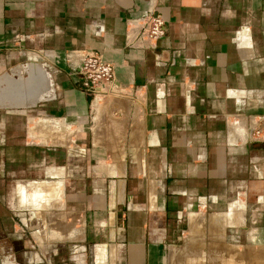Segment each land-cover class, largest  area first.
Returning <instances> with one entry per match:
<instances>
[{"label":"crops","instance_id":"0c3cea01","mask_svg":"<svg viewBox=\"0 0 264 264\" xmlns=\"http://www.w3.org/2000/svg\"><path fill=\"white\" fill-rule=\"evenodd\" d=\"M151 11L164 36L128 48ZM89 50L114 68L103 103L68 59ZM0 86V154L43 167L0 236L15 264H156L185 215L232 224L243 188L264 206V0H0Z\"/></svg>","mask_w":264,"mask_h":264},{"label":"rangeland","instance_id":"374dc122","mask_svg":"<svg viewBox=\"0 0 264 264\" xmlns=\"http://www.w3.org/2000/svg\"><path fill=\"white\" fill-rule=\"evenodd\" d=\"M95 108L96 103H93V110ZM1 128L0 141L5 135ZM52 130L57 131L56 128ZM22 134L23 132L18 134L8 132L6 135L17 137ZM65 135L69 136V133ZM2 154H0V208L2 210L0 236L3 242L10 231L11 224L14 226V223L20 220L15 212L11 213L17 199L14 191L16 185H24L27 177L35 176L32 171L41 173L43 167L34 165L27 170L26 156L21 151L13 157L7 155L6 151ZM30 156L31 154L28 153V161ZM38 156L39 154L34 153L31 159L36 161ZM241 191L244 193L242 198L245 205L242 211L234 214L232 224L226 225L221 222L216 228L213 227L215 225L212 222L213 212L207 209L203 213L185 215L184 227L176 231L178 238H174L172 242L167 241L162 246L164 253L162 259L156 264H264V206L262 204L254 208L248 206L254 204V199L246 196L244 188ZM19 210L24 211L26 208L21 207ZM2 247L6 249L5 252H9V242L3 243Z\"/></svg>","mask_w":264,"mask_h":264},{"label":"built area","instance_id":"2783aa9c","mask_svg":"<svg viewBox=\"0 0 264 264\" xmlns=\"http://www.w3.org/2000/svg\"><path fill=\"white\" fill-rule=\"evenodd\" d=\"M164 34V20L151 11L143 18L128 21L126 46L131 49H155ZM68 59L76 60L78 84L85 94L92 96L93 101L115 92L114 68L101 53L90 50L71 52Z\"/></svg>","mask_w":264,"mask_h":264},{"label":"flooded vegetation","instance_id":"af4514ba","mask_svg":"<svg viewBox=\"0 0 264 264\" xmlns=\"http://www.w3.org/2000/svg\"><path fill=\"white\" fill-rule=\"evenodd\" d=\"M15 205H18V198L16 199V203H15ZM15 208V207H14ZM25 208V207H24ZM20 213V215H19V217H20V220L21 219H24V211H19ZM24 214V215H23ZM123 212H119V214H118V218L120 219L119 220V223H123L124 221H125V218H124V220H123ZM17 215V214H16ZM22 215V216H21ZM17 217V216H16ZM22 217V218H21ZM124 224V223H123ZM15 264V263H13V262H11L10 260H9V254H7V255H2V256H0V264Z\"/></svg>","mask_w":264,"mask_h":264},{"label":"water","instance_id":"95a60500","mask_svg":"<svg viewBox=\"0 0 264 264\" xmlns=\"http://www.w3.org/2000/svg\"><path fill=\"white\" fill-rule=\"evenodd\" d=\"M35 75V74H34ZM50 83V84H49ZM24 84H25V82H24ZM24 84L22 85L23 86V88H24ZM22 86H18L19 87V89H20V87H22ZM48 86H50V88L52 89V83H51V81L49 80L48 81ZM51 89H50V91H51ZM10 92V89H9V87H2V86H0V96H3V98H5L4 97V95L6 94V93H9ZM39 100H37V99H34L32 102H31V104L33 105V106H35L36 105V103L38 102Z\"/></svg>","mask_w":264,"mask_h":264},{"label":"bare ground","instance_id":"6f19581e","mask_svg":"<svg viewBox=\"0 0 264 264\" xmlns=\"http://www.w3.org/2000/svg\"><path fill=\"white\" fill-rule=\"evenodd\" d=\"M97 102H98V103H101V102L103 103L104 101H100V100L98 99ZM99 108H100V107H99Z\"/></svg>","mask_w":264,"mask_h":264}]
</instances>
